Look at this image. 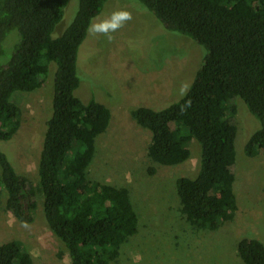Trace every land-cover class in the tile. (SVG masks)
Returning <instances> with one entry per match:
<instances>
[{
    "label": "trees",
    "instance_id": "16d2710c",
    "mask_svg": "<svg viewBox=\"0 0 264 264\" xmlns=\"http://www.w3.org/2000/svg\"><path fill=\"white\" fill-rule=\"evenodd\" d=\"M74 1L70 24L57 34L71 0H0V197L25 224L33 221L40 202L70 264H113L140 224L126 188L88 178L95 141L109 127L111 113L99 101L83 102L75 94L79 49L107 0ZM136 1L186 45L199 47L201 66L187 92L159 109L133 108L130 116L150 132L147 156L154 164L182 165L195 150V171L175 181L179 213L193 231L215 232L238 210L231 138L236 99L259 123L244 155L264 154V0ZM51 65L52 99L34 183L2 150H12L21 124L22 110L12 98L41 89ZM236 258L238 264H264V245L240 239ZM0 264L34 263L21 242L10 241L0 246Z\"/></svg>",
    "mask_w": 264,
    "mask_h": 264
},
{
    "label": "rangeland",
    "instance_id": "374dc122",
    "mask_svg": "<svg viewBox=\"0 0 264 264\" xmlns=\"http://www.w3.org/2000/svg\"><path fill=\"white\" fill-rule=\"evenodd\" d=\"M71 3L56 26L57 34L74 16L75 1ZM120 10L131 13L133 19L113 33L111 40L93 35L89 28L78 53L80 86L75 93L83 102L99 101L111 113L109 127L95 141L88 178L126 188L140 224L138 235L122 247L113 264H238V240L251 238L264 245V154L249 158L243 153L259 123L236 99L238 118L231 138L236 152L233 189L238 210L231 222L215 232L193 231L180 217L175 181L195 171V150L182 165L154 164L147 156L150 132L136 124L130 110L159 109L179 100L185 94L182 85L188 90L201 66L199 47L195 42L186 45L183 36L169 32L136 0H107L91 25ZM54 68L50 66L41 89L12 98L22 110L21 124L12 150L1 149L11 163L15 160L17 172L34 183ZM10 241L21 242L34 264H70L61 242L47 227L40 202L33 221L25 224L6 210L4 197H0V246Z\"/></svg>",
    "mask_w": 264,
    "mask_h": 264
},
{
    "label": "clouds",
    "instance_id": "9594fccd",
    "mask_svg": "<svg viewBox=\"0 0 264 264\" xmlns=\"http://www.w3.org/2000/svg\"><path fill=\"white\" fill-rule=\"evenodd\" d=\"M132 19L133 17L131 13L127 11H115L107 20H104L101 23H93L90 26V32L93 35L102 34L108 40H111L112 34L124 27L127 23L131 22ZM187 88V85H182V91L184 93L187 92Z\"/></svg>",
    "mask_w": 264,
    "mask_h": 264
}]
</instances>
